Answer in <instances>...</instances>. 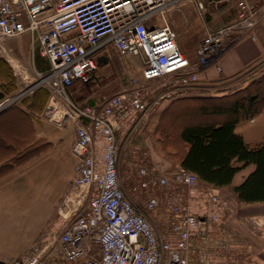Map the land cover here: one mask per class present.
Segmentation results:
<instances>
[{
    "label": "built area",
    "instance_id": "built-area-1",
    "mask_svg": "<svg viewBox=\"0 0 264 264\" xmlns=\"http://www.w3.org/2000/svg\"><path fill=\"white\" fill-rule=\"evenodd\" d=\"M185 1L190 0H0V57L6 56L5 40L29 33L49 65L0 106L46 89L42 117L56 124L71 121L77 159L75 177L40 239L43 249L11 264H48L41 253L66 264H194L189 256L197 250L195 241L206 249L216 232L229 234L227 199L194 173L180 166L163 170L144 151L127 176L120 174L122 148L151 108L198 90L195 70L205 69L239 32L231 25L204 36L193 64L164 15ZM195 1L203 10L208 0ZM211 1H237L244 13L249 11L239 15L241 23L256 25L249 0ZM249 35L254 38L252 31ZM109 47L121 57L136 58L140 77L101 107L80 105L72 87L93 78L97 57ZM151 81H161L167 90L147 103L145 84ZM217 243L231 246L228 237ZM217 258L215 251L203 253L200 264H216Z\"/></svg>",
    "mask_w": 264,
    "mask_h": 264
},
{
    "label": "rangeland",
    "instance_id": "rangeland-1",
    "mask_svg": "<svg viewBox=\"0 0 264 264\" xmlns=\"http://www.w3.org/2000/svg\"><path fill=\"white\" fill-rule=\"evenodd\" d=\"M164 15L177 34L180 50L193 64L197 61L195 49L207 34L236 25L239 32L226 42L225 51L235 41L251 38L249 32L256 27L252 26L254 20L252 18L249 19L252 22L250 26L241 23L239 15H249V11L244 13L237 1L216 3L208 0L204 2V9L200 10L196 1L190 0L171 7ZM34 54L36 56V53ZM102 56L105 58H100L101 62L98 63L94 77L87 84H76L73 87V91L82 99L80 105L101 107L112 95L129 89L131 78L140 77V65L136 58L121 57L110 47ZM217 57H211L208 61L207 67H211L210 72H197L198 90H192L181 97L224 96L244 89L251 90L253 83L264 76V57L229 78H223L220 75L221 71L216 70L218 65L214 63ZM9 68L16 82L14 93L25 90L29 84L25 86L19 84L18 88L21 76L15 74L10 66ZM160 84L161 81L145 84L147 103H151L167 90ZM262 87L264 88V85ZM178 98L180 97L172 96L160 100L159 105L151 108L141 124L127 138L120 153L121 175L127 176L133 162L143 157L144 151L150 161L168 162L165 155L173 150L167 145L168 141L161 138L157 129L163 128L162 132L166 138H175L178 125L189 118L198 119L199 114L193 112L194 106L191 105L186 109L185 106H174L166 115L163 114L166 107ZM3 110L4 108L1 109ZM237 133L241 134L243 141L250 146L264 141V113L254 124L241 125ZM71 135V130H66L49 137L54 147L52 148L50 144V151L45 156L18 169L2 184L5 186L0 185V264H11L15 259L38 254L43 249L44 243L40 239L55 218L56 208L64 196L70 178L75 173L77 159L70 151ZM60 137L63 141L57 142ZM161 145L169 148L163 149ZM171 165V169H175L178 164L171 162ZM42 254L48 264H66L57 256L50 259L47 253Z\"/></svg>",
    "mask_w": 264,
    "mask_h": 264
},
{
    "label": "crops",
    "instance_id": "crops-1",
    "mask_svg": "<svg viewBox=\"0 0 264 264\" xmlns=\"http://www.w3.org/2000/svg\"><path fill=\"white\" fill-rule=\"evenodd\" d=\"M52 1L56 3L59 0ZM249 4L251 5V10L254 12L253 15L256 22V27L252 31L254 38L237 40L218 55L214 65L216 64L220 67V75L223 78L232 77L245 67L264 57V0H249ZM3 47L6 51L4 60L13 69L15 74L21 76L17 85L18 88H20L19 84L24 86L29 84L36 70L48 66V61L40 55L37 45L32 42V36L29 33L5 40ZM34 53H36V56ZM104 53L99 56L104 55ZM188 59L190 60L189 57ZM211 66L213 68V65ZM209 68L211 67L197 69L195 72L207 73L210 72ZM79 96L76 92L73 93V98L77 103L82 102ZM27 105L28 103L17 105L14 108L4 109L0 112V137H2L0 139V169L4 163L16 155L18 149L22 153L26 148L33 145L34 142L52 144L53 148L54 144L49 140V137L55 136L61 131L71 130L72 135L69 147L72 152L75 136L71 121L66 120L55 125L45 120L42 114H32L31 110H28ZM263 113L264 110L253 117L252 121L247 120L239 123L235 127V133L238 134L237 129L245 123L254 124L257 119L261 118ZM238 135L243 139L241 134ZM61 141H63V138L60 137L57 142ZM49 151L50 148L45 151L41 149L35 157L22 162L20 166L14 167L10 172L0 175V185L4 184L18 169H22L32 163V161L40 159ZM154 162L158 163L163 170H172V165L169 162ZM253 170V165L244 167L235 174L229 187L215 189V192H218L220 196L228 201V213L225 225L229 234L222 235L216 232L207 244L206 249L198 240L195 241L197 250L189 256L192 263L200 264L203 253L207 254L215 251L218 257L216 264H264V203H241L232 191V188L239 186ZM74 177L75 173L70 178L63 194L68 190L70 182ZM227 237L231 246L222 248L217 242L221 239L224 243Z\"/></svg>",
    "mask_w": 264,
    "mask_h": 264
},
{
    "label": "trees",
    "instance_id": "trees-1",
    "mask_svg": "<svg viewBox=\"0 0 264 264\" xmlns=\"http://www.w3.org/2000/svg\"><path fill=\"white\" fill-rule=\"evenodd\" d=\"M101 57L103 56L96 59L97 66L101 62ZM48 67L49 65L40 68V71H45ZM262 85L264 76L253 83L251 90L244 89L224 96H186L171 102L163 114L166 115L174 106H185L186 109L188 105L194 106L193 112L199 114L198 119L189 118L178 125L175 138H166L162 132L163 128L157 129L161 138L168 141L167 145L173 150L165 155L166 160L194 173L203 184L214 189L229 187L238 171L253 165L254 170L239 186L232 188V191L241 203H264V141L251 147L235 133V127L239 123L252 119L264 110ZM73 87L72 98L75 93ZM15 90L16 82L9 65L0 57V102L13 96ZM48 96L46 89L39 88L9 108L28 103L27 108L32 114H42ZM168 146L162 148H169ZM48 148H50L48 143L34 142L22 153L18 149L16 155L2 165L0 175L35 157L41 149L45 151Z\"/></svg>",
    "mask_w": 264,
    "mask_h": 264
},
{
    "label": "bare ground",
    "instance_id": "bare-ground-1",
    "mask_svg": "<svg viewBox=\"0 0 264 264\" xmlns=\"http://www.w3.org/2000/svg\"><path fill=\"white\" fill-rule=\"evenodd\" d=\"M15 94H16V93H15ZM15 94H14V95H15ZM14 95H13V96H14ZM11 97H12V96H11ZM16 104H17V103H16ZM13 105H14V104H13ZM13 105H11V106H13ZM11 106H9V107H11ZM9 107H7V108H9ZM2 108H3V106H0V112H1V109H2ZM7 108H5V109H7Z\"/></svg>",
    "mask_w": 264,
    "mask_h": 264
}]
</instances>
